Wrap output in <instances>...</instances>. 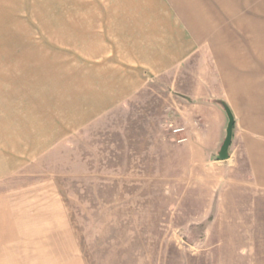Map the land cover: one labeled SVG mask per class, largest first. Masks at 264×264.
Instances as JSON below:
<instances>
[{
  "label": "rangeland",
  "instance_id": "374dc122",
  "mask_svg": "<svg viewBox=\"0 0 264 264\" xmlns=\"http://www.w3.org/2000/svg\"><path fill=\"white\" fill-rule=\"evenodd\" d=\"M9 16L0 11V23ZM27 38L0 25V84L35 83L0 106V264H264V202L253 209L244 165L196 147L190 132L203 123L184 101L151 85L94 111L76 58L48 59V74L31 75L27 57L15 65Z\"/></svg>",
  "mask_w": 264,
  "mask_h": 264
},
{
  "label": "crops",
  "instance_id": "0c3cea01",
  "mask_svg": "<svg viewBox=\"0 0 264 264\" xmlns=\"http://www.w3.org/2000/svg\"><path fill=\"white\" fill-rule=\"evenodd\" d=\"M23 2L32 10L24 17ZM0 11L13 15L0 25L23 28L31 44L24 53L21 46L14 51L15 65L24 70L29 63L31 75L48 74L57 66L48 59H66L68 66L76 58L79 88L89 92L94 111L128 105L151 85L168 88L191 119L203 123L190 132L196 147L213 154L221 149L227 106L235 119L229 162L244 165L249 201L253 209L262 207L264 0H0ZM53 11L64 13L63 20ZM22 82L25 90L34 88L32 80ZM20 83L18 90L0 84V106L21 99ZM211 115L219 122L216 133L205 127Z\"/></svg>",
  "mask_w": 264,
  "mask_h": 264
},
{
  "label": "water",
  "instance_id": "95a60500",
  "mask_svg": "<svg viewBox=\"0 0 264 264\" xmlns=\"http://www.w3.org/2000/svg\"><path fill=\"white\" fill-rule=\"evenodd\" d=\"M225 111L228 117V125L226 129V137L221 146L219 153L216 156L211 157V161H227L229 159V149L232 144L233 139V130L235 126V119L233 114L231 113L230 109L225 106Z\"/></svg>",
  "mask_w": 264,
  "mask_h": 264
}]
</instances>
